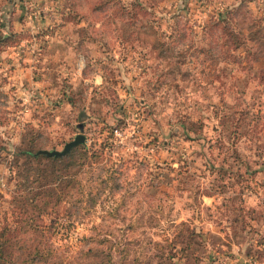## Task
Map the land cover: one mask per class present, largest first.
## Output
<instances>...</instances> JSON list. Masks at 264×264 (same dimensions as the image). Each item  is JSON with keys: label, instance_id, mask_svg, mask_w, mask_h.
Returning <instances> with one entry per match:
<instances>
[{"label": "rangeland", "instance_id": "374dc122", "mask_svg": "<svg viewBox=\"0 0 264 264\" xmlns=\"http://www.w3.org/2000/svg\"><path fill=\"white\" fill-rule=\"evenodd\" d=\"M0 30V227L49 167L19 148L106 146L15 263L264 264V0H0Z\"/></svg>", "mask_w": 264, "mask_h": 264}, {"label": "trees", "instance_id": "16d2710c", "mask_svg": "<svg viewBox=\"0 0 264 264\" xmlns=\"http://www.w3.org/2000/svg\"><path fill=\"white\" fill-rule=\"evenodd\" d=\"M7 39L8 36H5L0 30V47L4 45ZM83 114L84 112L81 111L79 114L80 117ZM68 142H66L64 146ZM93 147L94 144L89 146L85 141L80 142L72 146L62 155L49 154L48 151L41 149L33 150L27 146L18 149V157L23 156L31 161L43 160L49 164V167L47 170L37 169L34 179V182H36L35 184H37V191L31 192V194L25 196L21 202V207L19 208L20 215L15 220L16 226L12 227L8 224H4L0 227V264H61L60 258L56 256L54 258L47 252V248H41L39 241L37 244H29L27 249L21 253H17L19 262L15 263L13 249L18 245L19 241L14 237L21 230H24L26 234H35L45 240L46 234L43 230H39L41 229V225L37 223L36 219L38 218L35 216V213L37 212L38 216L44 213L46 207L53 199L57 201H59V199L62 200L70 196L73 191L81 193L83 185L77 177L80 170L85 167L86 161L90 157L102 159V149L106 146L102 142L98 145L99 150H93ZM97 161L99 160L95 162ZM67 167L72 169V174L69 178H67V174L62 173ZM24 177L26 178L28 175L25 174ZM102 182H104V180H102ZM21 186L26 189L24 183H22ZM23 221L28 224V229L23 228Z\"/></svg>", "mask_w": 264, "mask_h": 264}, {"label": "water", "instance_id": "95a60500", "mask_svg": "<svg viewBox=\"0 0 264 264\" xmlns=\"http://www.w3.org/2000/svg\"><path fill=\"white\" fill-rule=\"evenodd\" d=\"M85 141V137L82 134H77L74 139L70 142H68L64 148L61 151H51L48 152L49 154H54V155H62L65 154L72 146L80 143V142H84Z\"/></svg>", "mask_w": 264, "mask_h": 264}]
</instances>
